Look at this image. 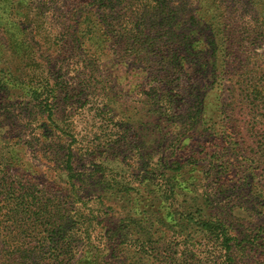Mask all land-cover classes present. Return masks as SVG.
Listing matches in <instances>:
<instances>
[{"label": "rangeland", "instance_id": "374dc122", "mask_svg": "<svg viewBox=\"0 0 264 264\" xmlns=\"http://www.w3.org/2000/svg\"><path fill=\"white\" fill-rule=\"evenodd\" d=\"M194 4L0 0V158L18 167L9 179L59 199L52 219L73 220L77 264H264V41L242 33L213 52L203 27L173 25ZM164 176L191 191L179 200L201 193L235 241L230 258L174 239ZM128 206L142 213L131 226ZM3 221L15 244L42 234ZM133 228L158 230L148 252L129 249Z\"/></svg>", "mask_w": 264, "mask_h": 264}, {"label": "trees", "instance_id": "16d2710c", "mask_svg": "<svg viewBox=\"0 0 264 264\" xmlns=\"http://www.w3.org/2000/svg\"><path fill=\"white\" fill-rule=\"evenodd\" d=\"M162 1L165 2V0ZM194 2L199 13L196 16L191 14V16H188L189 18L179 16L181 17L179 19V17H174L175 22L173 25L178 26L180 30L182 29V23H189L197 29L203 27L209 34L208 41L213 46V52H216V47L217 49L224 47L221 52L224 53L227 41H231L233 47L240 46V41L243 39L242 33H248L249 38L251 35V46L257 47L264 41V0H193V4ZM178 11L177 13H181L185 10ZM214 31L217 33L215 34ZM219 35L221 40L218 39ZM219 41L221 45L216 44ZM18 43L17 46L19 47L24 45L22 38ZM16 50L17 48L12 49L9 54H16ZM11 74L9 72L8 76ZM6 87V85H2V89L8 91L9 89ZM261 93L263 92H255L257 95ZM199 105H203V103ZM71 161V158L67 157L65 171L68 173L69 178L75 181L74 177L71 176ZM14 164L11 155L0 158L1 218L4 219V224L9 221L12 223L18 221L21 224L19 227L23 231L27 229L24 225L27 226V223H30L32 226L28 228H31L33 233L42 234L36 236L38 238H30L27 242H24L25 238L18 240L16 244L14 238H9L8 233L6 234L9 236L0 234V264H77V253L73 246V243L77 242L73 232V220L67 218L64 214L59 215L57 219H52L53 215H57L58 212L55 207L61 205L57 197L50 194L49 196L52 198L43 200L41 195L33 193L32 188H28L29 182L25 181L24 184L23 176L21 178L17 177L16 180L9 179L19 173L18 167ZM14 170L16 172L9 176L10 172ZM159 186L163 188V190L157 191L160 194L158 195L159 199L164 203L170 201L168 214L166 215L170 221H166L165 217L163 218L164 224L168 223L174 230V239H177V233L181 235L182 240L186 238L193 240L195 238L203 240L205 244L208 241L207 246L213 253L230 258L235 241L230 236L226 226L204 207L200 200L201 193H197L186 203L185 200L179 199L186 192L191 193V191H187L185 186L173 184L170 176H164ZM183 203L186 206H183ZM124 204L121 203L123 209L126 207ZM128 209L129 211L125 213L124 217L127 225L131 226V222L134 221L133 217H139L142 213L137 212L135 208L130 206H128ZM43 220L47 221L46 224ZM41 223H44V230L41 228ZM48 225L52 228H47ZM4 229H6L5 226ZM54 232L55 234H53ZM130 232L131 238L133 237L136 241H133L135 245L129 249L133 248L136 252L146 253L148 252V245L153 242L154 234L158 230L150 231L151 234L147 235L143 234L142 231L136 232L135 228ZM45 233L47 236L44 235ZM14 247L15 252L12 251ZM181 258L174 259L173 263L181 264Z\"/></svg>", "mask_w": 264, "mask_h": 264}]
</instances>
